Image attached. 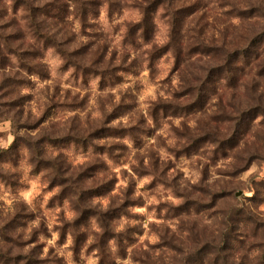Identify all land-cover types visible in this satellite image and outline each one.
Here are the masks:
<instances>
[{
	"label": "rangeland",
	"instance_id": "obj_1",
	"mask_svg": "<svg viewBox=\"0 0 264 264\" xmlns=\"http://www.w3.org/2000/svg\"><path fill=\"white\" fill-rule=\"evenodd\" d=\"M10 1L0 0V27L22 26L19 17L12 15L15 11ZM197 1L202 7L194 24L199 29L206 27L209 43L225 41L232 47V43L242 42L248 31L259 28L249 14L253 8L264 7V0ZM136 18L137 12L124 6L112 21L102 11L86 34L76 24V36L70 30V38L76 44H86L97 31L107 35L124 21ZM164 32L160 27V40ZM117 35L106 42L109 52L117 51L119 57ZM6 64L1 68L0 46V228L2 241L8 236L16 242H2L13 256L21 254L28 262L31 259L30 264H98L97 251L87 247L104 238L105 230L99 226L110 225L107 210L117 207L120 193L131 185L141 205L132 208L131 214L113 219L109 230L116 238H104V248L115 264H140L146 253L162 260V252L155 248H167L164 242L193 249L227 247L233 238L228 236L231 222L227 223L226 214L233 209L240 211L241 220L251 216L255 224H235L233 234L246 247L228 250L230 263L264 264V161L258 159L242 171V159L249 153L262 155L264 127L252 124L234 149L226 146L224 151L219 143L195 145L196 139L207 133L222 138L232 126L216 121L218 96L223 95L225 105L230 99L241 107H252L258 98L264 102V78L246 68L238 88L208 90L206 111L177 115L168 109L157 113L155 121L152 103L168 101L180 91L181 77L173 72L168 57L158 61L154 70L141 64L114 87L103 88L96 81L77 85L69 78L72 71L60 72L63 63L53 50L43 53L37 62L40 75L21 70L15 57ZM256 82L262 86L258 93L252 91ZM100 109L117 118L101 124ZM112 126L133 131L123 139L113 135L104 141L93 140L94 147L88 150L73 139ZM98 145L106 146L113 159L94 153ZM103 187L105 192H101ZM110 188L113 192L106 193ZM215 194L223 197L216 203L212 200ZM186 197L196 204L213 201L216 206L207 212L197 204L189 219L178 209ZM83 212L88 214L89 225L80 221ZM98 215L102 219H95ZM71 224L85 248L77 255L68 232ZM191 225L193 234L188 238Z\"/></svg>",
	"mask_w": 264,
	"mask_h": 264
},
{
	"label": "trees",
	"instance_id": "obj_2",
	"mask_svg": "<svg viewBox=\"0 0 264 264\" xmlns=\"http://www.w3.org/2000/svg\"><path fill=\"white\" fill-rule=\"evenodd\" d=\"M10 2L13 3L15 11L12 15L19 17L22 26L17 24L18 27L12 28L11 24H1V68L7 66L6 63L10 57H15L21 70L28 75H40L37 62L43 59V53L53 50L59 55L63 63L60 72L69 73L72 71L69 73V78L77 85L88 86L90 81H96L99 88H103L114 87L123 75L131 73L141 64H147L149 70H154L158 61L165 57L170 58L173 72L178 73L181 77L180 91L175 92L171 99H167L168 101L152 103L153 114L151 117L155 121L157 113H166L165 111L168 109H174L176 114L184 112L195 114L206 111L210 103L209 98H207L208 90L212 89V92H217L219 89L226 92L238 88V81L245 73L246 68H250V72L254 71L257 77L264 78V58L262 59L264 57V7L253 8L249 14V18L254 20L253 23L259 28L251 29L247 34H244L242 42L238 45L232 43V47H227L225 41L221 44L216 41L209 43L206 39V27L202 26L199 29L194 24L202 7L201 2L197 0H11ZM122 6L128 10L136 11L137 18L124 21L115 29L118 33L117 39L120 40L118 46L121 55L119 57V52H109L111 47L106 42L109 36L114 34L116 37L115 30L113 33L108 32L107 35L97 31L96 36L86 44H76L70 38V30L73 31L72 36H76L73 29L76 24L81 28V33L86 34L91 22L100 19L102 11H105L108 19L112 21L115 12L119 11ZM4 15L8 16L6 12ZM160 27L165 29L163 40H160ZM251 52H253L252 56L249 55ZM117 57L121 59L118 64ZM241 59L244 64L242 67L239 66ZM260 59L263 62H256ZM259 87H262L261 84L256 82L252 91L258 93ZM222 96H218V103L215 105L218 108L215 115H219L216 121L232 126L222 138H219L216 133H207L198 137L195 145L198 143L201 145L219 143L220 149L223 148L224 151L226 146L234 149L243 139L242 136H246L251 131L252 124L257 123L256 126L264 127V102L262 99L258 98L254 106L245 108L232 103L233 101L231 102L230 99L225 105ZM57 106L72 108V105L67 106V104H58ZM211 106L214 107V105ZM99 114L102 117L101 124L117 118L116 115H113L114 113L106 114L103 109H100ZM260 118L261 120H259ZM104 129H94V133L83 132L74 135L73 139L75 142L82 143L83 147L88 150L94 147L93 142L96 140L104 141V139L114 136L123 139L133 131L118 126ZM104 131H109L111 134L106 135ZM94 153L113 159L112 152L104 145L96 146ZM36 154L37 157H40L41 152L37 149ZM258 159L264 161V146L262 155L258 152L249 153L246 158L242 159L244 162L242 171L248 169ZM112 189H108L106 193L113 192ZM101 192H105V187L102 188ZM134 194L135 189L129 185L120 193L122 199L117 198L120 200L117 207L113 209L109 207L107 215L110 219V225L113 219L122 215H129L132 208L141 205L140 200L134 198ZM221 198L223 197L220 194H215L212 200L216 203ZM183 199L185 202L179 205L178 209L182 214L185 213L189 219H191V212L197 204L200 205V209L207 212L216 206L213 201L209 204L206 202L196 204L188 197ZM226 217L229 218L227 223L231 222V232L228 236L233 238L232 244H228L227 247L209 245L210 248L193 249L181 248L176 246L174 242H164V246L167 248H155L162 252L164 259L158 260L146 253V257L140 259L139 263L206 264V261L208 264H231L228 250L236 246L246 247L245 243L237 240L236 235L233 234V229L234 232L237 230L235 224L243 221L255 224V220L251 216L247 217V220H241L239 218L240 211L236 209L229 211ZM88 218L87 212H83L80 221L89 225L86 222ZM95 219H102V217L98 215ZM110 225L108 223L99 226L100 229L105 230L104 238L106 237L108 240L116 238L110 233ZM188 231L189 238L193 234L192 225ZM68 232L72 234L74 239L72 246L74 254L77 255L84 251L81 236L77 235L75 226L72 224L68 226ZM104 238L101 241L97 240L96 244L89 245L87 249L97 251L98 264H115L109 259L108 252L104 248L107 243ZM4 239L5 243L8 241L16 243L10 240L8 236ZM3 241L1 240L0 228V264L31 263V259L28 262L27 258L21 254L13 256L10 248H4ZM104 241L105 244L103 245ZM253 247L255 246L250 245V248Z\"/></svg>",
	"mask_w": 264,
	"mask_h": 264
}]
</instances>
